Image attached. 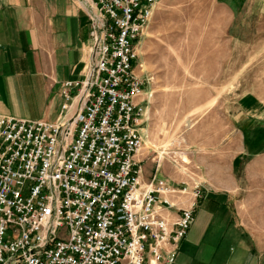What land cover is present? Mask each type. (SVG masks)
Returning <instances> with one entry per match:
<instances>
[{"label":"built area","instance_id":"1","mask_svg":"<svg viewBox=\"0 0 264 264\" xmlns=\"http://www.w3.org/2000/svg\"><path fill=\"white\" fill-rule=\"evenodd\" d=\"M89 1L90 62L58 119L0 116V264H174L203 198L159 161L147 178L138 157L151 96L138 45L163 0Z\"/></svg>","mask_w":264,"mask_h":264},{"label":"rangeland","instance_id":"2","mask_svg":"<svg viewBox=\"0 0 264 264\" xmlns=\"http://www.w3.org/2000/svg\"><path fill=\"white\" fill-rule=\"evenodd\" d=\"M145 32L147 178L160 161L176 185L200 183L196 220L223 208L264 238V0H163Z\"/></svg>","mask_w":264,"mask_h":264},{"label":"crops","instance_id":"3","mask_svg":"<svg viewBox=\"0 0 264 264\" xmlns=\"http://www.w3.org/2000/svg\"><path fill=\"white\" fill-rule=\"evenodd\" d=\"M89 38L74 0H0V116L55 122L64 83L86 74ZM220 209L201 211L174 264H264V238Z\"/></svg>","mask_w":264,"mask_h":264},{"label":"bare ground","instance_id":"4","mask_svg":"<svg viewBox=\"0 0 264 264\" xmlns=\"http://www.w3.org/2000/svg\"><path fill=\"white\" fill-rule=\"evenodd\" d=\"M81 2H82V4L85 6V7H87V8H91L92 7V3H91V1H89V0H80ZM161 3V2H160ZM159 3V4H160ZM158 4V5H159ZM146 33V32H145ZM142 67V65H141V63H140V65H139V68H141ZM78 100H79V98H75V105L77 104V102H78ZM146 113H147V111L145 112V117H146ZM144 129V128H143ZM150 143V140H148V141H146V145H148ZM145 144L142 146V148H141V150L139 151V153H141L142 151H143V149H144V146H145ZM138 153V154H139ZM161 154H162V152H161ZM188 199H189V195H187V196H180L179 197V202L181 203V204H186L187 203V201H188Z\"/></svg>","mask_w":264,"mask_h":264}]
</instances>
